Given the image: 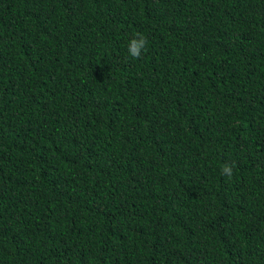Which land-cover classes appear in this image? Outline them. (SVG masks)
Instances as JSON below:
<instances>
[{"label": "trees", "instance_id": "16d2710c", "mask_svg": "<svg viewBox=\"0 0 264 264\" xmlns=\"http://www.w3.org/2000/svg\"><path fill=\"white\" fill-rule=\"evenodd\" d=\"M0 264H264V0H0Z\"/></svg>", "mask_w": 264, "mask_h": 264}, {"label": "clouds", "instance_id": "9594fccd", "mask_svg": "<svg viewBox=\"0 0 264 264\" xmlns=\"http://www.w3.org/2000/svg\"><path fill=\"white\" fill-rule=\"evenodd\" d=\"M136 37L138 38L131 39L127 46L129 56L134 59L140 58L142 53L147 51L146 45L148 43L146 36L136 33ZM232 167V165L225 164L221 169L222 174L231 177Z\"/></svg>", "mask_w": 264, "mask_h": 264}]
</instances>
